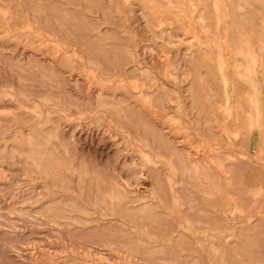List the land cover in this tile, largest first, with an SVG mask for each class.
Returning a JSON list of instances; mask_svg holds the SVG:
<instances>
[{
  "label": "rangeland",
  "instance_id": "1",
  "mask_svg": "<svg viewBox=\"0 0 264 264\" xmlns=\"http://www.w3.org/2000/svg\"><path fill=\"white\" fill-rule=\"evenodd\" d=\"M0 264H264V0H0Z\"/></svg>",
  "mask_w": 264,
  "mask_h": 264
}]
</instances>
